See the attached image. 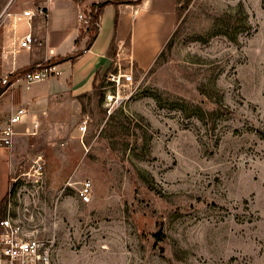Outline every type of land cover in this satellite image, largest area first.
Wrapping results in <instances>:
<instances>
[{"label":"rangeland","instance_id":"obj_1","mask_svg":"<svg viewBox=\"0 0 264 264\" xmlns=\"http://www.w3.org/2000/svg\"><path fill=\"white\" fill-rule=\"evenodd\" d=\"M33 3L0 0V58ZM161 53L20 147L0 217L54 238L56 264H264V0H178Z\"/></svg>","mask_w":264,"mask_h":264},{"label":"crops","instance_id":"obj_2","mask_svg":"<svg viewBox=\"0 0 264 264\" xmlns=\"http://www.w3.org/2000/svg\"><path fill=\"white\" fill-rule=\"evenodd\" d=\"M105 1L108 0H38L37 5L33 3L18 13L43 8L47 16L38 15L21 22L14 19L3 29L1 77L45 61H56L62 74L37 82L28 90L7 89L0 96V100L8 96V103L0 114V129L5 128L11 113L18 107L28 109L27 116L15 127L14 144L0 146V216L11 179L18 177L23 167L21 145L44 127L58 130L70 126L74 114L81 112L80 98L97 90L111 71H130L134 67L142 72L150 69L175 29L178 0H142L140 3L119 0L118 4L103 7L99 31L88 46V29L82 27L79 14L88 13L93 5ZM29 32L42 41V45L35 44L31 50H25L20 48L19 41ZM122 56L130 65L123 66ZM35 123L39 126L37 134L33 135Z\"/></svg>","mask_w":264,"mask_h":264},{"label":"built area","instance_id":"obj_3","mask_svg":"<svg viewBox=\"0 0 264 264\" xmlns=\"http://www.w3.org/2000/svg\"><path fill=\"white\" fill-rule=\"evenodd\" d=\"M47 16L45 9L40 8L37 11L25 10L22 13H16L14 19L21 22L25 19L30 21L35 16ZM79 21L82 27L87 30L92 22L91 10L87 13L81 11ZM42 45V41L34 37L33 33L25 34L19 41L20 48L31 50L33 46ZM62 71L57 63L45 61L33 66L23 72L13 71L10 74L0 78V86H7V89L23 87L30 89L35 83L60 77ZM133 70L109 73L107 80L112 86L119 89L123 85H132L134 83ZM115 97L114 95H111ZM109 96V97H111ZM28 109L21 106L11 113L4 129L0 131V146L11 147L14 144L16 135L15 127L21 123L27 116ZM35 131L31 134H37L36 129L39 124L35 123ZM85 129V127H84ZM42 156H38L36 164L37 172H42ZM18 182V177L11 179L9 194H11L13 184ZM92 182L86 180L82 182L79 189V196L84 203L91 200ZM9 196V195H8ZM56 247L54 238L37 237L26 231L22 221L14 216L13 211L7 209L5 215L0 218V264H56Z\"/></svg>","mask_w":264,"mask_h":264},{"label":"trees","instance_id":"obj_4","mask_svg":"<svg viewBox=\"0 0 264 264\" xmlns=\"http://www.w3.org/2000/svg\"><path fill=\"white\" fill-rule=\"evenodd\" d=\"M142 0H129V2H134V3H140ZM120 1L119 0H113V1H105V2H101L98 4L93 5L92 9H91V15H92V22L90 27L87 30V33L89 35V41H88V46H90L92 44V42L95 40L96 35L99 31V21H100V15L102 13L103 7L109 3H115L118 4ZM164 52V51H163ZM162 52V53H163ZM161 53V55H162ZM50 63H57L56 61H49ZM32 67L29 68H25L20 70V72H23L25 70H29ZM7 86H0V96L3 94V92H5L7 90ZM3 203L1 204V208H2Z\"/></svg>","mask_w":264,"mask_h":264},{"label":"bare ground","instance_id":"obj_5","mask_svg":"<svg viewBox=\"0 0 264 264\" xmlns=\"http://www.w3.org/2000/svg\"><path fill=\"white\" fill-rule=\"evenodd\" d=\"M114 98L113 96L110 97V99Z\"/></svg>","mask_w":264,"mask_h":264}]
</instances>
